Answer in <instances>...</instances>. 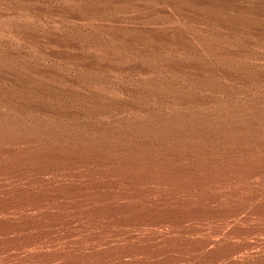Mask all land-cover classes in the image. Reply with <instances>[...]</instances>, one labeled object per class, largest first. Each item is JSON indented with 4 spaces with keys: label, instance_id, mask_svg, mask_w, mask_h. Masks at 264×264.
<instances>
[{
    "label": "rangeland",
    "instance_id": "rangeland-1",
    "mask_svg": "<svg viewBox=\"0 0 264 264\" xmlns=\"http://www.w3.org/2000/svg\"><path fill=\"white\" fill-rule=\"evenodd\" d=\"M254 0H0V264H264Z\"/></svg>",
    "mask_w": 264,
    "mask_h": 264
},
{
    "label": "bare ground",
    "instance_id": "bare-ground-1",
    "mask_svg": "<svg viewBox=\"0 0 264 264\" xmlns=\"http://www.w3.org/2000/svg\"><path fill=\"white\" fill-rule=\"evenodd\" d=\"M254 34L252 63L255 83L256 137L261 138L264 127V0H254Z\"/></svg>",
    "mask_w": 264,
    "mask_h": 264
}]
</instances>
